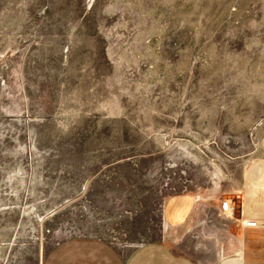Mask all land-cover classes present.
I'll list each match as a JSON object with an SVG mask.
<instances>
[{"label":"rangeland","instance_id":"1","mask_svg":"<svg viewBox=\"0 0 264 264\" xmlns=\"http://www.w3.org/2000/svg\"><path fill=\"white\" fill-rule=\"evenodd\" d=\"M262 154L264 0H0V264L160 239L172 195L245 226Z\"/></svg>","mask_w":264,"mask_h":264},{"label":"crops","instance_id":"2","mask_svg":"<svg viewBox=\"0 0 264 264\" xmlns=\"http://www.w3.org/2000/svg\"><path fill=\"white\" fill-rule=\"evenodd\" d=\"M241 191L240 215L264 219V154L246 168ZM163 214L160 239L119 248L99 238L73 237L55 245L44 264H264V226L232 222L220 202L172 195Z\"/></svg>","mask_w":264,"mask_h":264},{"label":"built area","instance_id":"3","mask_svg":"<svg viewBox=\"0 0 264 264\" xmlns=\"http://www.w3.org/2000/svg\"><path fill=\"white\" fill-rule=\"evenodd\" d=\"M223 210L225 212L228 213V215H232L233 214V208H232V205L228 202V201H225L224 204H223ZM244 224L245 226H251V227H254V226H259V225H262L264 226V219L262 220H256V219H248V220H245L244 221Z\"/></svg>","mask_w":264,"mask_h":264}]
</instances>
